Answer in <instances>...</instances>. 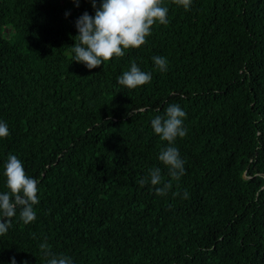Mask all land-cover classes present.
<instances>
[{
  "label": "trees",
  "instance_id": "16d2710c",
  "mask_svg": "<svg viewBox=\"0 0 264 264\" xmlns=\"http://www.w3.org/2000/svg\"><path fill=\"white\" fill-rule=\"evenodd\" d=\"M163 6L144 45L89 70L69 53L90 0H0V194L10 154L39 181L36 219L17 208L0 264H46L45 240L74 264H264V0ZM132 62L150 83L118 84ZM169 104L186 113L179 180L151 128ZM156 167L161 183L141 187Z\"/></svg>",
  "mask_w": 264,
  "mask_h": 264
},
{
  "label": "clouds",
  "instance_id": "9594fccd",
  "mask_svg": "<svg viewBox=\"0 0 264 264\" xmlns=\"http://www.w3.org/2000/svg\"><path fill=\"white\" fill-rule=\"evenodd\" d=\"M72 2L79 7V0ZM90 3L95 14L93 16L85 11L77 18L75 27L78 34L73 37L75 44L70 47L69 53L73 61L84 64L89 70L101 67L114 57H123L128 49L140 48L147 42L154 24L165 25L169 22V9L163 6V0H100L99 6L97 0H90ZM172 3L188 10L192 0H172ZM152 59L156 69L167 71L168 61L165 57L153 56ZM151 79L152 74L142 71L135 62L131 63L130 70L124 71L117 78L118 84L128 89L150 83ZM185 118L186 113L179 104H169L163 115H157L151 120L154 133L161 141L167 142V146L161 148L158 159L168 168V175L175 180L185 174V161L180 157L178 148L173 146L178 137L183 138L187 134L183 126ZM8 135L7 123L0 121V138ZM3 175L6 177L8 191L0 194V236L12 227V218L17 215V208L20 209L19 219L25 225L35 221L34 205L39 203V181L26 174L17 156H8ZM161 180V170L156 167L149 169L148 176L140 179L139 184L143 187L150 182L156 186ZM171 187L170 182L165 183L163 187L155 188V194L165 195ZM183 196L187 198V191ZM38 247L46 258V264H74L71 257L52 252L47 240ZM10 264H17L15 257L11 258ZM21 264L28 262L22 261Z\"/></svg>",
  "mask_w": 264,
  "mask_h": 264
}]
</instances>
